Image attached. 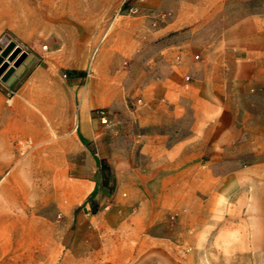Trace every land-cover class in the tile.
Masks as SVG:
<instances>
[{"label": "crops", "instance_id": "obj_1", "mask_svg": "<svg viewBox=\"0 0 264 264\" xmlns=\"http://www.w3.org/2000/svg\"><path fill=\"white\" fill-rule=\"evenodd\" d=\"M30 13V33L13 29L34 48L36 62L12 94L0 86V190L43 188L36 175L50 172V188L63 183L72 193L63 220L0 222V264H39L45 252L54 263L59 238L66 255L102 253L104 229H119L117 219L108 225L101 212L109 198L108 166L112 205L123 189L142 191L136 230L150 245L145 264H264V195L255 215L231 213V206L253 204L229 202L228 179L219 175L231 170L215 161L225 156L215 143L239 140L247 152L254 142L256 156L264 143V0H146L138 7L128 54L143 60L149 97L134 120L144 131L135 137V157L144 160L129 167L113 160L114 141L110 154L91 117L93 108L119 94V76L104 72V55L115 61V50L105 43L89 60L87 23L57 22L51 1ZM227 93L239 94V105L217 102ZM20 143L29 147L24 154ZM80 204L82 213L75 214ZM157 239L165 246H151ZM120 258L109 256L112 263Z\"/></svg>", "mask_w": 264, "mask_h": 264}, {"label": "rangeland", "instance_id": "obj_2", "mask_svg": "<svg viewBox=\"0 0 264 264\" xmlns=\"http://www.w3.org/2000/svg\"><path fill=\"white\" fill-rule=\"evenodd\" d=\"M50 1L55 6V19L57 22L88 24L89 29H87L86 33L88 40L91 39L88 41L89 60H95L97 48L105 43L110 50H115V61L112 60L111 54L104 55V72L107 75L115 74L119 76V94L113 103L93 108L91 117L95 123H98L103 128V133L107 140L105 145L108 146L110 154L112 152L111 141H114V153L117 156L113 160L116 161L117 165L129 167L143 163L144 159L142 157H135V147L138 144L135 139L139 133L144 131L142 127L135 125L134 120L138 117V110H135L145 105L149 95L145 93L143 60L140 59L134 62L128 54V29L130 20L136 14V12L129 13V7L131 5L139 7L146 0H0V48L3 49L13 41L15 45L13 49L18 47L20 51L25 52V56L33 55L35 53L34 48L22 42L16 29L20 31L25 29L22 32L30 33L32 29L30 19L33 17L32 13H30V8L38 6L46 8ZM66 32L71 31L68 30ZM77 32L80 33L82 31L77 30ZM18 55L19 53L16 51L12 54L7 67L13 64ZM5 59L7 58L4 57L3 60ZM34 59L33 63L27 66L26 71L36 62V57ZM26 71L19 76L18 80ZM186 76H184V79L189 80L190 77L187 79ZM16 83L8 85L0 77V86L7 91V96L12 94ZM218 97L217 102H221L227 107H235L240 102V95L237 93L221 94ZM99 108L104 109L107 114L108 121L106 123H101L96 116V110ZM215 146L225 153V156L216 158V164L226 170H231L229 174L219 175L228 179L229 202L232 205L234 203L238 205V203H243L244 201L248 203L252 201L253 204L248 210H246V206H242V209L238 206V209L233 211L234 207L231 206V213L255 215L257 212V198H261V195H264V172L256 169V166H264V143H259V156H256L257 151L255 149L251 150L256 146L254 142H249L246 145L247 152L243 150L245 146H242L239 140L218 142L215 143ZM28 148L25 143H20L18 146V150L22 154ZM106 160V158H102L104 166H106ZM36 177L39 178V185L43 188L0 190V222L5 223L14 219L21 224L28 216L63 220L65 215L64 204L69 199L72 191L64 189L63 183L55 184L60 186V188H50L54 181L50 172L38 174ZM105 178L107 188L104 192L105 195L108 194L109 198L105 197L103 200L101 207L102 217L108 222V225H111L110 221L112 218L117 219L119 221V229L112 230L111 226L104 229V251L91 255H81L77 251L73 252L72 255H66L63 239L59 238L55 262L48 263L49 259L47 257L49 254L45 252L40 257L39 264H145V259L149 256L145 252L150 245L144 242V233H137L138 230H136L137 221L143 218L142 191L132 188L123 189L120 191L118 202L112 205L113 201L110 194L114 192V178L111 166L106 168ZM15 199H18L17 202ZM82 205L80 204L74 208L75 214L82 213ZM62 224L61 221V227ZM155 224L157 228L161 226L160 222ZM248 230L250 231V225ZM117 233L118 239L115 237ZM248 242L250 245V237ZM132 245H135L137 249L126 253L125 251ZM163 245L164 243L160 239L151 244V246L155 247ZM113 252L121 257L120 262L112 263L109 260V256ZM151 255L152 260L150 261L159 263V255Z\"/></svg>", "mask_w": 264, "mask_h": 264}, {"label": "water", "instance_id": "obj_3", "mask_svg": "<svg viewBox=\"0 0 264 264\" xmlns=\"http://www.w3.org/2000/svg\"><path fill=\"white\" fill-rule=\"evenodd\" d=\"M14 46V42L12 41L3 49L0 48V77L8 85H14L17 82L19 76L26 71L27 66L31 65L35 60L33 55L30 54L26 55L22 61H14L12 65H9L7 67L9 59L17 48L15 47L13 49ZM4 57H6L7 59L3 60Z\"/></svg>", "mask_w": 264, "mask_h": 264}, {"label": "built area", "instance_id": "obj_4", "mask_svg": "<svg viewBox=\"0 0 264 264\" xmlns=\"http://www.w3.org/2000/svg\"><path fill=\"white\" fill-rule=\"evenodd\" d=\"M140 1H145V0H140ZM137 9L138 7L136 5H131L129 7V13H135L137 12ZM186 78L189 79V76H186ZM96 116L98 117L101 123H106L108 121L107 114L102 108L96 110Z\"/></svg>", "mask_w": 264, "mask_h": 264}, {"label": "bare ground", "instance_id": "obj_5", "mask_svg": "<svg viewBox=\"0 0 264 264\" xmlns=\"http://www.w3.org/2000/svg\"><path fill=\"white\" fill-rule=\"evenodd\" d=\"M17 53H19V55L17 56L16 60L15 61H21L23 60V58L25 57V52L23 51H20L19 48L17 47L16 50H15Z\"/></svg>", "mask_w": 264, "mask_h": 264}]
</instances>
